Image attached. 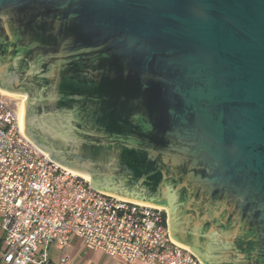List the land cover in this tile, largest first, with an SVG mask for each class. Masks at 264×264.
<instances>
[{
    "label": "water",
    "instance_id": "1",
    "mask_svg": "<svg viewBox=\"0 0 264 264\" xmlns=\"http://www.w3.org/2000/svg\"><path fill=\"white\" fill-rule=\"evenodd\" d=\"M0 88L205 264H264V0H0Z\"/></svg>",
    "mask_w": 264,
    "mask_h": 264
},
{
    "label": "built area",
    "instance_id": "2",
    "mask_svg": "<svg viewBox=\"0 0 264 264\" xmlns=\"http://www.w3.org/2000/svg\"><path fill=\"white\" fill-rule=\"evenodd\" d=\"M0 216V264H40L49 245L66 250L74 237L125 263L205 264L172 238L166 207L96 189L52 159L22 130L14 98L1 92Z\"/></svg>",
    "mask_w": 264,
    "mask_h": 264
},
{
    "label": "crops",
    "instance_id": "3",
    "mask_svg": "<svg viewBox=\"0 0 264 264\" xmlns=\"http://www.w3.org/2000/svg\"><path fill=\"white\" fill-rule=\"evenodd\" d=\"M4 248V231L0 216V257ZM44 253L45 261L40 264H55L54 258L59 260L62 264H146L141 261L125 263L115 256H110L100 251L88 250L84 247L81 240L75 237L71 239L66 250H61L55 245H49ZM64 255L66 256L65 261L62 262L61 257Z\"/></svg>",
    "mask_w": 264,
    "mask_h": 264
},
{
    "label": "bare ground",
    "instance_id": "4",
    "mask_svg": "<svg viewBox=\"0 0 264 264\" xmlns=\"http://www.w3.org/2000/svg\"><path fill=\"white\" fill-rule=\"evenodd\" d=\"M2 90H4V89H1L0 88V92L1 93H3V94H6V95H9V96H11V95H13V94H15V95H17L16 93H14V92H9V91H6V90H4V91H2ZM20 94V93H19ZM20 96H22L23 97V104H22V110H23V108H24V110H25V107H24V105H25V95L24 94H22V95H20ZM21 110V109H20ZM19 110V111H20ZM22 112V111H21ZM22 116V117H21ZM24 120V111H23V115H21V113L19 112V121H20V125H21V121H23ZM75 173H77V174H79V175H81L82 177H84L85 179H90V176H89V174H87V173H84V172H80V171H77V170H73ZM139 202H141V201H139ZM144 203H146V202H144ZM147 204H151V205H155V206H159V207H161V205H156V204H152V203H147Z\"/></svg>",
    "mask_w": 264,
    "mask_h": 264
},
{
    "label": "rangeland",
    "instance_id": "5",
    "mask_svg": "<svg viewBox=\"0 0 264 264\" xmlns=\"http://www.w3.org/2000/svg\"><path fill=\"white\" fill-rule=\"evenodd\" d=\"M2 91H4V90H2ZM17 95H15V94H13V95H11V97H13L14 98V100H15V102H16V105L19 107V112L21 113V115H23V111H24V108H23V110H22V104H23V97L22 96H20V95H22L21 93L19 94V93H16ZM10 95V94H9ZM25 100H26V96H25ZM24 100V101H25ZM24 107H25V105H24ZM22 111V112H21ZM22 117V116H21ZM54 263L55 264H62V263H60L59 262V260H57L56 258H54Z\"/></svg>",
    "mask_w": 264,
    "mask_h": 264
},
{
    "label": "trees",
    "instance_id": "6",
    "mask_svg": "<svg viewBox=\"0 0 264 264\" xmlns=\"http://www.w3.org/2000/svg\"><path fill=\"white\" fill-rule=\"evenodd\" d=\"M50 263V262H49Z\"/></svg>",
    "mask_w": 264,
    "mask_h": 264
}]
</instances>
